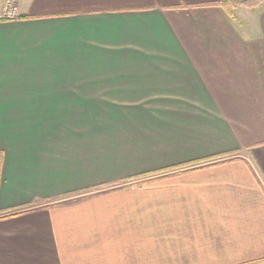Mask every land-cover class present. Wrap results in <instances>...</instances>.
Here are the masks:
<instances>
[{
    "label": "crops",
    "instance_id": "obj_1",
    "mask_svg": "<svg viewBox=\"0 0 264 264\" xmlns=\"http://www.w3.org/2000/svg\"><path fill=\"white\" fill-rule=\"evenodd\" d=\"M222 1L0 22V264H264V0Z\"/></svg>",
    "mask_w": 264,
    "mask_h": 264
},
{
    "label": "built area",
    "instance_id": "obj_2",
    "mask_svg": "<svg viewBox=\"0 0 264 264\" xmlns=\"http://www.w3.org/2000/svg\"><path fill=\"white\" fill-rule=\"evenodd\" d=\"M19 18V0H0V22L16 21Z\"/></svg>",
    "mask_w": 264,
    "mask_h": 264
},
{
    "label": "trees",
    "instance_id": "obj_3",
    "mask_svg": "<svg viewBox=\"0 0 264 264\" xmlns=\"http://www.w3.org/2000/svg\"><path fill=\"white\" fill-rule=\"evenodd\" d=\"M262 0H225L219 3V6L223 7L228 14L233 16V11L237 5H242L247 8H253L258 6Z\"/></svg>",
    "mask_w": 264,
    "mask_h": 264
}]
</instances>
